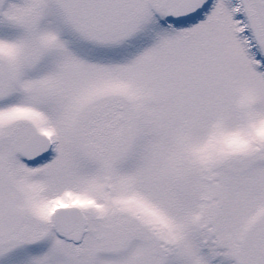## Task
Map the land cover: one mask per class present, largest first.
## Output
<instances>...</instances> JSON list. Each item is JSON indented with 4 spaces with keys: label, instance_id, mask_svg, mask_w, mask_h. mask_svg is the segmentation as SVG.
<instances>
[{
    "label": "snow or ice",
    "instance_id": "obj_1",
    "mask_svg": "<svg viewBox=\"0 0 264 264\" xmlns=\"http://www.w3.org/2000/svg\"><path fill=\"white\" fill-rule=\"evenodd\" d=\"M0 264H264V0H0Z\"/></svg>",
    "mask_w": 264,
    "mask_h": 264
}]
</instances>
